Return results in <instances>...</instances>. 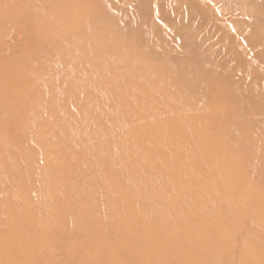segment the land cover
<instances>
[{"label":"rangeland","instance_id":"374dc122","mask_svg":"<svg viewBox=\"0 0 264 264\" xmlns=\"http://www.w3.org/2000/svg\"><path fill=\"white\" fill-rule=\"evenodd\" d=\"M0 74V264H264V0H0Z\"/></svg>","mask_w":264,"mask_h":264},{"label":"bare ground","instance_id":"6f19581e","mask_svg":"<svg viewBox=\"0 0 264 264\" xmlns=\"http://www.w3.org/2000/svg\"><path fill=\"white\" fill-rule=\"evenodd\" d=\"M161 1V0H160ZM167 1V0H166ZM114 4V3H113ZM161 5V4H160ZM38 6L36 5L35 6V8L36 9H38L39 10V8H37ZM33 8V9H32ZM31 9L32 10H34V12H36L37 13V10L34 8V6L32 7ZM183 11V10H182ZM17 12H19V10H17L16 12H14V14H11V16L10 17H8L7 19L9 20L10 18H12V17H14L15 15H20V16H22L23 15V17L25 16V15H28L29 16V12H24V13H22V15H21V13L20 14H18ZM33 13V12H32ZM31 14V13H30ZM35 14V13H34ZM32 15V14H31ZM30 15V16H31ZM51 15V14H50ZM28 18V17H27ZM36 18V17H35ZM34 17H33V19H35ZM57 18V17H56ZM55 19V18H54ZM53 18H52V21L50 20V22L48 21V23H46L47 22V20H46V22H43V23H41V24H39V28L41 29V31H42V34H41V39H42V44H45L48 48L50 47V46H52V44L54 43V41H56V40H60L61 41V45L60 46H62V49L64 50V51H66V52H68V50L69 51H73V50H71L73 47H74V45L76 46V45H86V46H88L87 44H86V42L88 41V39H89V37H91L90 39H89V41L88 42H90V40L92 39V36L91 35H88V37H83V36H81L82 35V33H81V35H80V33H77V34H75V30H79V31H82V29H84V27H83V23H82V20H80V19H78L77 21L75 20V21H68V22H64V24H66V25H64L63 26V28H62V30H61V33H60V36L58 37V36H55V40H53V37H52V35H54V34H50V35H48L47 34V31H48V29H47V27L48 28H50V27H55V25H57V24H55V21L57 20H54ZM38 20V19H37ZM54 20V21H53ZM39 21V20H38ZM43 21V20H42ZM56 23H62V21H57ZM37 24V23H36ZM35 26H37V28H38V25H35ZM58 28V27H57ZM14 29V28H13ZM35 29V28H34ZM18 30H19V28H18ZM39 30V29H38ZM47 30V31H46ZM14 31V30H13ZM73 31H75V32H73ZM78 31V32H79ZM33 32V31H32ZM35 32V31H34ZM52 32V31H51ZM58 32H59V30H58ZM12 33V32H11ZM13 34V33H12ZM15 34V36H12V38L14 37L16 40H18L16 43H15V45H14V48L16 49V47H17V45H19L18 43H19V40H20V33H19V31L17 32H15L14 33ZM17 35V36H16ZM38 35V34H37ZM40 35V34H39ZM57 35V34H56ZM9 39V38H8ZM10 39H11V37H10ZM40 39V38H39ZM12 40V39H11ZM13 41V40H12ZM92 41V40H91ZM53 42V43H52ZM87 42V43H88ZM92 43H94V42H92ZM92 43H89V45H91ZM55 45V44H54ZM95 46H96V44H95ZM94 46V47H95ZM80 47V46H79ZM75 48V47H74ZM81 48V47H80ZM78 49V48H77ZM76 49V50H77ZM53 50V49H52ZM12 51V50H11ZM14 51V50H13ZM16 51V50H15ZM47 51H48V49H47ZM55 51H57V50H55ZM60 52V51H59ZM58 52V53H59ZM95 52V49L94 48H92V46H91V48L88 46V48H86V47H84L83 49H81V50H79L78 52H71V54H70V57L68 58V62H72V64L74 63V65L75 64H77V62H85L86 60H88L89 59V61H90V59H91V57H94L95 56V54H93V53ZM8 53V52H7ZM12 53V52H11ZM10 53V54H11ZM36 53V52H35ZM41 53V52H40ZM67 54H69V52L67 53ZM9 55V54H8ZM37 55V54H36ZM42 55V54H41ZM64 55V54H63ZM11 56V55H10ZM13 56H14V53H13ZM3 57V56H2ZM47 57V56H46ZM60 57V56H59ZM13 58V57H12ZM39 58V57H38ZM58 58V56L55 58L56 60H58L57 59ZM62 58V57H61ZM62 60H64V59H62ZM19 61V60H18ZM42 61V60H41ZM51 61H53V60H51ZM55 61V60H54ZM54 61H53V63H54ZM65 61V60H64ZM64 61H63V63H64ZM47 62V61H46ZM7 63H9V62H7ZM55 65V64H54ZM73 65V66H74ZM96 65V64H95ZM17 66V65H16ZM7 68H8V66H6ZM15 67V66H14ZM31 67V66H30ZM29 67V68H30ZM43 67H46V66H43ZM90 67V66H89ZM95 67V66H94ZM37 69H38V67H36ZM42 68V67H41ZM69 68V71L67 70V73L66 74H64V75H62V78H61V80L63 79V80H67L66 82H68L69 81V79H71L72 77H70V76H73V74H77V75H80L79 73L81 72V71H83V73H85V78H83L84 79V83H83V85H82V87L80 86V87H78V82L77 83H75L74 85H73V90H74V92H80V90L82 89H85V88H83V87H89V85L91 84V83H96L98 80H97V77H96V75L95 74H97L96 73V69H88V68H84L83 66H76L75 68H70V66L68 67ZM4 69V68H3ZM44 69V68H43ZM11 70V69H10ZM49 70V69H48ZM47 70V71H48ZM65 70V71H66ZM32 71V70H31ZM18 72V71H17ZM4 73V72H3ZM47 73V72H46ZM9 74H10V72H9ZM24 74H25V72H24ZM31 74V73H30ZM48 74V73H47ZM1 75V74H0ZM32 75V74H31ZM12 76V75H11ZM35 76H37V75H35ZM9 77V76H8ZM27 77V76H26ZM34 77V76H33ZM11 78V77H10ZM17 78V77H16ZM29 78V77H28ZM13 79V78H12ZM25 79V78H24ZM77 79H79V78H77ZM27 80V79H26ZM29 80V79H28ZM81 80V79H80ZM4 81V80H3ZM46 81V80H45ZM49 81V84L47 83V84H38L37 82V84L36 83H34V84H32L31 86H30V84H29V86H30V88H29V90H28V87L26 88L28 91L27 92H29L28 94H27V92H25L26 94H23V96H19L20 97V100L18 101V102H20L21 104L23 103L24 105H26L27 103H30V102H34V103H38V102H41L42 103V101H43V99L46 97V96H49L50 95V97L51 96H53V93H54V87H56V83L52 80V77H51V79L50 80H48ZM77 81V80H76ZM25 82V81H24ZM44 82V81H43ZM47 82V81H46ZM65 82V81H64ZM1 84V83H0ZM26 84V83H25ZM5 85V84H4ZM21 85V84H20ZM65 85H67L66 83H65ZM15 86V85H14ZM26 86V85H25ZM64 86V85H63ZM63 86H61L62 88L61 89H63L64 87ZM11 87V86H10ZM41 87H43L42 89H44V88H46L45 90L47 91V90H50L49 91V93L46 95V96H39L38 95V91H40V90H37L38 88L39 89H41ZM18 88V87H17ZM66 88H67V86H66ZM65 89V88H64ZM70 89V88H69ZM37 91V92H36ZM66 91V90H65ZM70 91V90H69ZM3 92V91H2ZM44 92V91H43ZM21 93V92H20ZM37 93V94H36ZM40 93V92H39ZM69 93V92H68ZM4 94V93H3ZM40 94H42V90H41V93ZM61 94V93H60ZM73 94V93H72ZM79 93H77V95H78ZM42 95H44V94H42ZM67 95H69V94H67ZM3 96V95H2ZM73 96V95H72ZM78 96H80V95H78ZM2 98V97H1ZM5 98V97H4ZM9 98H11V97H9ZM18 98V97H17ZM75 98V97H74ZM16 99V98H15ZM48 99H49V97H48ZM46 100V99H45ZM61 100V99H60ZM68 100V99H67ZM17 101V100H16ZM49 101V100H48ZM55 101V100H54ZM62 101V100H61ZM57 102V101H56ZM47 103H49V102H47ZM52 103V102H51ZM59 103V102H58ZM65 103H67V102H65ZM65 103L63 104V107H64V109H65V107L66 106H64L65 105ZM1 104V103H0ZM6 104V103H5ZM13 104V103H12ZM11 104V105H12ZM33 104V103H32ZM43 104H46V103H43ZM60 104V103H59ZM4 105V104H3ZM10 105V104H9ZM15 105V104H14ZM20 105V104H19ZM23 105V106H24ZM29 105V104H28ZM37 105V104H36ZM58 105V104H57ZM73 105H75V104H73ZM22 106V107H23ZM55 106V105H54ZM78 106V105H77ZM1 107V106H0ZM4 107V106H3ZM29 107H31V106H29ZM37 107V106H36ZM43 107V106H42ZM51 106H49V108H50ZM71 107H72V104H71ZM73 107H75V106H73ZM72 107V108H73ZM17 108H18V106H17ZM23 108H25V107H23ZM33 108H35V107H33ZM32 108V109H33ZM46 108V107H45ZM22 108H20V110H21ZM28 109V108H27ZM31 108H29V110H30ZM37 109V108H36ZM51 109V108H50ZM57 109H59V106H58V108ZM42 110H44V109H42ZM32 111H34V110H32ZM47 111V110H46ZM51 111V110H50ZM49 111V112H50ZM66 111L67 110H65V113H66ZM73 111V110H72ZM36 112V111H35ZM64 112V111H63ZM69 112V111H68ZM20 113H22V112H20ZM27 113V112H26ZM19 115V114H18ZM23 115V114H22ZM118 137V136H117ZM116 137V138H117Z\"/></svg>","mask_w":264,"mask_h":264}]
</instances>
